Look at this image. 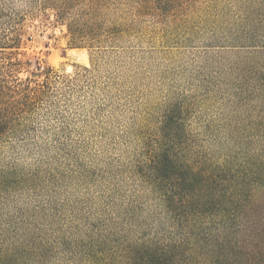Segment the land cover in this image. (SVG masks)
I'll use <instances>...</instances> for the list:
<instances>
[{"label":"rangeland","instance_id":"obj_1","mask_svg":"<svg viewBox=\"0 0 264 264\" xmlns=\"http://www.w3.org/2000/svg\"><path fill=\"white\" fill-rule=\"evenodd\" d=\"M242 3L0 0V47L13 46L0 48V78L41 84L54 73L0 140V167L15 178L3 218L18 223L24 210L52 207L57 224L128 209L158 217L160 203L135 168L172 109L196 152L221 157L253 135L246 123L258 116L264 11Z\"/></svg>","mask_w":264,"mask_h":264},{"label":"trees","instance_id":"obj_2","mask_svg":"<svg viewBox=\"0 0 264 264\" xmlns=\"http://www.w3.org/2000/svg\"><path fill=\"white\" fill-rule=\"evenodd\" d=\"M240 1L251 12L264 11V0ZM8 65L13 71L14 63ZM46 73L41 84L29 78L11 84L16 90L0 78V140L16 115L30 112L46 93L54 74ZM255 73L258 116L246 123L254 134L228 154L196 152L180 111L167 112L160 137L135 168L160 203L158 217L141 220L128 209L120 218L79 214L57 224L52 207L51 214L24 210L15 223L0 213V264H264V71ZM253 141L260 147L249 150ZM13 179L0 167V204Z\"/></svg>","mask_w":264,"mask_h":264}]
</instances>
